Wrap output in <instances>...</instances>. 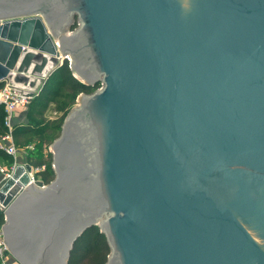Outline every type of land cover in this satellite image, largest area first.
Listing matches in <instances>:
<instances>
[{
  "label": "water",
  "instance_id": "obj_1",
  "mask_svg": "<svg viewBox=\"0 0 264 264\" xmlns=\"http://www.w3.org/2000/svg\"><path fill=\"white\" fill-rule=\"evenodd\" d=\"M65 61L100 87L54 180L0 187L13 259L67 264L96 226L106 264H264V0H0V83L32 98Z\"/></svg>",
  "mask_w": 264,
  "mask_h": 264
},
{
  "label": "trees",
  "instance_id": "obj_2",
  "mask_svg": "<svg viewBox=\"0 0 264 264\" xmlns=\"http://www.w3.org/2000/svg\"><path fill=\"white\" fill-rule=\"evenodd\" d=\"M76 27V26H75ZM4 83H0V91ZM100 84L92 87L81 83L73 75L69 62L54 70L42 88L30 99L25 113V121L13 123L12 136L18 147H26L31 142L50 146L61 133L64 119L82 93L91 94ZM54 116V117H53ZM6 112L0 105V136L8 132L5 126ZM29 162L35 168L44 166L38 175L41 182L51 183L55 174L52 169V155L41 157L39 147L29 150ZM0 158H11L0 149ZM5 224V215L0 211V227ZM110 248L106 237L98 227L88 229L75 243L67 264H106Z\"/></svg>",
  "mask_w": 264,
  "mask_h": 264
},
{
  "label": "built area",
  "instance_id": "obj_3",
  "mask_svg": "<svg viewBox=\"0 0 264 264\" xmlns=\"http://www.w3.org/2000/svg\"><path fill=\"white\" fill-rule=\"evenodd\" d=\"M69 60L70 59L68 58V61ZM28 93L29 91L26 88L17 86L11 81H7L0 91V105H2L5 109V126L8 129V132L6 134L0 136V149H2L7 155L12 156L15 159L13 165L9 168L0 166V187L8 179L12 178L18 166H22L25 168V173L29 178V184L33 183L35 185H38L40 183L42 187L47 185L38 180L35 176L37 172L44 170V166L41 168H33L32 166H30L31 169L30 171H28L26 169V166L29 164L20 165L16 160V156L21 151V148L15 144L12 136L13 119L19 112H25L27 110L29 101L31 99L28 97ZM25 149L32 150L33 147L28 146ZM1 209L2 211H4L3 207ZM4 239L5 237L2 226L0 227V264H14L12 263L13 257L8 250V246L4 242Z\"/></svg>",
  "mask_w": 264,
  "mask_h": 264
},
{
  "label": "rangeland",
  "instance_id": "obj_4",
  "mask_svg": "<svg viewBox=\"0 0 264 264\" xmlns=\"http://www.w3.org/2000/svg\"><path fill=\"white\" fill-rule=\"evenodd\" d=\"M78 105V102H77V100H76V102H75V104L72 106V108L71 109H73L74 107H76ZM54 117V116H53ZM29 146H32V147H39V155L41 156V157H48V154L50 153V151H51V145L50 146H47V145H39L38 144V142H35V141H33V142H31V144L29 145ZM26 147H28V146H26ZM26 147H20L21 148V151L17 154V156H16V160H17V162H18V164H20V165H26V164H29L30 166H32L31 164H30V162H29V150H26L25 148ZM24 150V151H23ZM14 161H15V159H14V157H12L11 156V158H0V166L1 167H5V168H9V167H11L12 165H13V163H14ZM33 168H35L34 166H32ZM38 173L39 172H37L36 174H35V176H36V178L38 179V180H40L41 181V178L39 177V175H38ZM1 187H2V185H1ZM2 205H1V203H0V211H2V207H1ZM13 260V262L12 263H14V264H18L14 259H12Z\"/></svg>",
  "mask_w": 264,
  "mask_h": 264
},
{
  "label": "crops",
  "instance_id": "obj_5",
  "mask_svg": "<svg viewBox=\"0 0 264 264\" xmlns=\"http://www.w3.org/2000/svg\"><path fill=\"white\" fill-rule=\"evenodd\" d=\"M25 121V113L24 112H19L15 118L13 119V123H18V122H24Z\"/></svg>",
  "mask_w": 264,
  "mask_h": 264
},
{
  "label": "flooded vegetation",
  "instance_id": "obj_6",
  "mask_svg": "<svg viewBox=\"0 0 264 264\" xmlns=\"http://www.w3.org/2000/svg\"><path fill=\"white\" fill-rule=\"evenodd\" d=\"M19 264V263H18Z\"/></svg>",
  "mask_w": 264,
  "mask_h": 264
}]
</instances>
